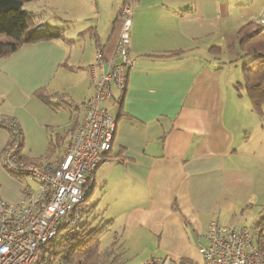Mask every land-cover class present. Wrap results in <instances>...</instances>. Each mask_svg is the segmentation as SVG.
<instances>
[{
    "label": "crops",
    "instance_id": "0c3cea01",
    "mask_svg": "<svg viewBox=\"0 0 264 264\" xmlns=\"http://www.w3.org/2000/svg\"><path fill=\"white\" fill-rule=\"evenodd\" d=\"M124 1L32 0L26 7L38 15L37 23L63 31V37L25 42L0 57V120L17 123L23 145L28 129L39 138L38 147H22L26 156H44L56 138L59 144L48 159L66 150L84 109H53L33 92L46 86L76 103L91 96L87 66L95 50L118 61L114 50ZM130 1L133 63L125 89L112 88L105 103L116 116L113 141L87 183L103 188V212L119 246L131 234H150L157 237L160 258L195 264L208 224H231L229 214L252 205L263 189L253 134L264 119L241 98L246 58L236 32L251 19L264 25V4L256 11L245 8V0ZM8 139L0 126V196L16 201L25 183L2 166ZM255 214L254 240V225L264 217Z\"/></svg>",
    "mask_w": 264,
    "mask_h": 264
},
{
    "label": "built area",
    "instance_id": "2783aa9c",
    "mask_svg": "<svg viewBox=\"0 0 264 264\" xmlns=\"http://www.w3.org/2000/svg\"><path fill=\"white\" fill-rule=\"evenodd\" d=\"M133 4L124 1L119 8L120 28L114 55L118 61L105 60L99 48L88 66L94 92L80 104L84 109L71 141L63 154L39 164L16 161L20 141L17 123L13 125L3 151V166L35 182H25L16 201L0 196V264H62L57 243L71 237L79 228L85 207V185L94 170L107 159L115 132L116 116L105 103L112 88L122 92L129 56V38ZM199 260L195 264H264L249 228L211 221L200 235ZM97 264H121L110 249ZM106 255V257H105ZM140 264H170L152 256Z\"/></svg>",
    "mask_w": 264,
    "mask_h": 264
},
{
    "label": "trees",
    "instance_id": "16d2710c",
    "mask_svg": "<svg viewBox=\"0 0 264 264\" xmlns=\"http://www.w3.org/2000/svg\"><path fill=\"white\" fill-rule=\"evenodd\" d=\"M29 1L32 0H0V57L13 53L25 42L63 37L61 27L36 22L38 15L25 7V3ZM236 39L240 56L246 58L241 68L243 76L241 85L245 89L251 109L258 117L264 119V25L251 19L238 28ZM33 95L53 109L78 110L82 108L81 102H74L67 93L50 92L46 86L35 89ZM0 126L6 128L9 133L13 127L11 122L5 120H0ZM19 134L20 141L16 150V161L18 162L39 164L48 160L49 155L59 144L57 138L50 139L45 155L32 158L22 153L21 130ZM10 173L18 180L25 177L22 174ZM89 193L90 191H86V198ZM92 209L94 210V205L85 204L82 215L90 213ZM107 225L108 222L105 221L100 226L96 225L87 229L89 222L84 221L80 223L78 230L71 237L60 240L57 243L56 252L62 256V264H96L104 252V249L100 248V239L107 231ZM254 227L256 231L255 244L259 252L264 254V217L259 219ZM110 251L113 252L112 249Z\"/></svg>",
    "mask_w": 264,
    "mask_h": 264
},
{
    "label": "rangeland",
    "instance_id": "374dc122",
    "mask_svg": "<svg viewBox=\"0 0 264 264\" xmlns=\"http://www.w3.org/2000/svg\"><path fill=\"white\" fill-rule=\"evenodd\" d=\"M30 2L31 1L26 2L25 7H29L31 4ZM53 3L47 6L48 9L51 10L54 8ZM244 3H245V8L259 11L262 9L264 0H245ZM53 11L56 12V10H53ZM83 41L86 43L85 40H81V39L78 40L79 43H82ZM76 52L79 53V51H76ZM76 80L77 78L74 79L73 81H76ZM242 80H243V77H241V82ZM239 91L241 94V98L244 99L248 103V97H247L245 90L243 88H240ZM78 102L80 103V101ZM64 114H66V112H64ZM30 121L31 120L27 119V123H29ZM263 124H264V121H263ZM254 138H255L254 140L255 145L259 151V162L261 163L259 175L262 180L261 184H262L263 189L261 190L262 192L256 193L258 195L256 198L257 201H253L252 205L248 204V205H244L241 207L238 206L236 209H234L236 210L235 216L233 213L229 214L230 217H232V215L234 217V221L231 222V224L235 226H245L249 228L250 232L253 229V224L256 219L255 213H257L258 211V213H260V216H264V156L262 155V152L264 153V125L263 127H261V129L256 130V132L253 134V139ZM38 140L39 138H37V134L32 132L31 129H28L27 135L24 137L23 146L27 150H29V148H36L39 145L37 143ZM4 169L14 179L18 180V178L12 175L10 171H8V169H6L5 167ZM0 176L1 178L4 177L3 175H0ZM20 181H22L23 183L26 182L30 186L35 187V182L26 176L21 178ZM90 183L91 182H89L86 185V191L87 192L90 191V193L88 194L85 200V204L89 206L93 205V203H95L96 200L99 203L98 205H96V207L94 206V210L92 209V211L88 214L84 213L81 217V222H84V221L89 222V226L87 227V229H91L92 227H95L96 225L100 226L104 224V222L109 218V216L103 212V202L101 201V198H100L103 188L100 186L99 183L94 185L92 188L91 187L89 188V186L91 185ZM1 187H3V184H1V179H0V188ZM234 210H231V211H234ZM107 227L109 228V230L107 232L105 231L103 235L101 236L100 248L104 249L103 250L104 252H107L109 249H112L115 256L120 255L117 258L120 259L121 264H140L152 256L159 257L158 255H156V248L158 247L156 243V239H157L156 236L153 237L150 234H131L130 238L126 237L125 240H123L122 238L121 246H119L118 245V241H119L118 234H112L111 227L109 225ZM103 256L104 255L102 254L98 262L102 260ZM172 263L182 264L178 262L176 258L172 261Z\"/></svg>",
    "mask_w": 264,
    "mask_h": 264
}]
</instances>
